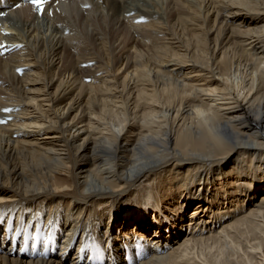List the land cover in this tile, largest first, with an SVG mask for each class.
<instances>
[{
	"label": "bare ground",
	"instance_id": "obj_1",
	"mask_svg": "<svg viewBox=\"0 0 264 264\" xmlns=\"http://www.w3.org/2000/svg\"><path fill=\"white\" fill-rule=\"evenodd\" d=\"M164 1L0 0V264H264V0Z\"/></svg>",
	"mask_w": 264,
	"mask_h": 264
},
{
	"label": "rangeland",
	"instance_id": "obj_2",
	"mask_svg": "<svg viewBox=\"0 0 264 264\" xmlns=\"http://www.w3.org/2000/svg\"><path fill=\"white\" fill-rule=\"evenodd\" d=\"M26 3H27V2H26ZM164 3H165V7H167V5H168V0H167V1L165 0ZM27 4H28V3H27ZM17 9H18V8H17ZM99 15H100V14H97V15H96V20L99 19ZM100 18H101V17H100ZM43 26H44V28H42V29L40 30L41 36H42V37L44 36V38L47 37L46 39H48L49 35L51 34V31H49V30L47 29V26H46V25H43ZM43 30H44V31H43ZM46 30H48L49 32L46 31ZM42 32H43V33H42ZM44 33H45V35H47V36H45ZM42 34H43V35H42ZM60 36H61V35H60ZM64 36H65V38L63 37V35H62L61 38H60V42H61L60 44H61L64 48H65L66 46H68L69 42L74 41V40L77 39L76 36H75L76 38L74 37L75 39H72L73 36H74L72 33H71V36H72L71 39H69V38L71 37L70 34H68L67 36H66V35H64ZM58 37H59V35H58ZM66 38H68V39H66ZM66 40H67V41H66ZM64 41H66L67 44H66ZM65 44H66V45H65ZM124 53H129V50H126ZM130 53H135V51H134V50H131ZM78 84H80V83H79V82L76 83L75 86H77ZM78 87H82V84H80V86H78ZM142 193H146V192L143 191V192H141V194H142ZM72 256H73V255H71L70 258H71Z\"/></svg>",
	"mask_w": 264,
	"mask_h": 264
},
{
	"label": "snow or ice",
	"instance_id": "obj_3",
	"mask_svg": "<svg viewBox=\"0 0 264 264\" xmlns=\"http://www.w3.org/2000/svg\"><path fill=\"white\" fill-rule=\"evenodd\" d=\"M31 2L36 6V9L38 11H43V5L46 2V0H31ZM0 47H3V45H0ZM5 112H10L11 109H4ZM7 121H0V123H6Z\"/></svg>",
	"mask_w": 264,
	"mask_h": 264
}]
</instances>
